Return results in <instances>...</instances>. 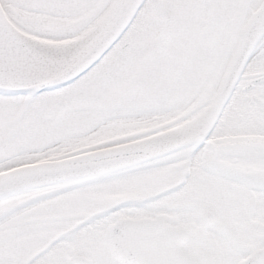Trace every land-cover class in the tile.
<instances>
[{"label": "snow or ice", "instance_id": "6c2138e0", "mask_svg": "<svg viewBox=\"0 0 264 264\" xmlns=\"http://www.w3.org/2000/svg\"><path fill=\"white\" fill-rule=\"evenodd\" d=\"M0 264H264V0H0Z\"/></svg>", "mask_w": 264, "mask_h": 264}]
</instances>
